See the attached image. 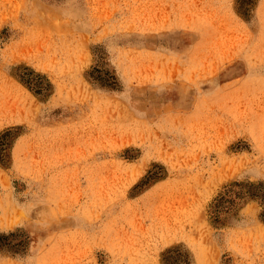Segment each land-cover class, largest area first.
Masks as SVG:
<instances>
[{
    "label": "rangeland",
    "instance_id": "1",
    "mask_svg": "<svg viewBox=\"0 0 264 264\" xmlns=\"http://www.w3.org/2000/svg\"><path fill=\"white\" fill-rule=\"evenodd\" d=\"M0 264H264V0H0Z\"/></svg>",
    "mask_w": 264,
    "mask_h": 264
},
{
    "label": "bare ground",
    "instance_id": "2",
    "mask_svg": "<svg viewBox=\"0 0 264 264\" xmlns=\"http://www.w3.org/2000/svg\"><path fill=\"white\" fill-rule=\"evenodd\" d=\"M9 101V100H8ZM11 106V105H10ZM21 109V108H20ZM12 110H13V108H12Z\"/></svg>",
    "mask_w": 264,
    "mask_h": 264
}]
</instances>
